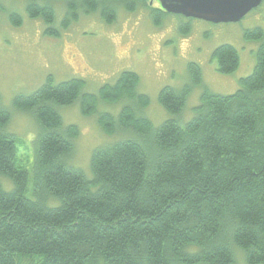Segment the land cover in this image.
<instances>
[{"label":"trees","instance_id":"obj_1","mask_svg":"<svg viewBox=\"0 0 264 264\" xmlns=\"http://www.w3.org/2000/svg\"><path fill=\"white\" fill-rule=\"evenodd\" d=\"M42 1L30 0L26 10L50 24L55 0ZM63 1V27L77 9H99L102 20L112 22L118 3L129 11L144 6L168 14L148 0ZM9 19L21 23L17 14ZM245 36L260 39L263 31L255 27ZM212 54L219 72L238 67L232 45L221 44ZM190 73L200 80L195 66ZM138 82L135 72L122 71L114 84L101 86L100 97L138 99L145 107L148 97L137 94ZM239 83L228 95L204 89L183 123L168 118L152 129L129 106L115 120L103 113V125L132 129L135 138L95 148L90 176L67 162L77 130L63 129L58 111L79 97L82 80L54 83L48 77L14 97V106L37 124L31 178L17 162L14 135L4 130L10 112L0 106V264H236L235 247L247 264H264V42ZM188 90L164 86L158 101L178 115ZM95 96L82 95L85 112L95 107Z\"/></svg>","mask_w":264,"mask_h":264},{"label":"rangeland","instance_id":"obj_2","mask_svg":"<svg viewBox=\"0 0 264 264\" xmlns=\"http://www.w3.org/2000/svg\"><path fill=\"white\" fill-rule=\"evenodd\" d=\"M29 2L0 0V106L10 112L4 130L14 135L17 162L29 172L30 178L31 142L37 124L29 111L14 106L17 95L33 92L48 77L54 83L70 78L83 81L81 96L60 106L58 111L62 128L73 125L77 130L67 162L90 176L89 159L95 148L121 138H135L132 129L103 125L107 123L103 113L115 120L122 108L129 106L136 119H149L152 129L168 118L186 122L192 117L204 89L228 95L240 88L239 79L251 73L256 50L264 42V0L237 22L212 23L171 13L158 16L149 7L129 11L118 3L112 22H104L99 9L89 14L77 9L75 18L66 27L61 24L67 10L63 0L51 1L54 21L50 24L41 17L29 16L26 10ZM146 2L152 7L158 5L155 0ZM9 12L20 16V25L9 21ZM158 17L159 23H155L153 20ZM255 27L262 29L263 37L246 38V31ZM225 43L235 47L239 56L238 67L230 73L217 70L212 54L217 46ZM191 66L199 72L198 82L191 77ZM125 70L138 75L137 94L148 97L147 106L139 104L138 99L125 97L106 102L100 97L101 86L114 84ZM164 86L189 87L185 105L178 115L165 110L158 101V93ZM84 93L96 95L95 107L87 112L83 108ZM31 185L30 180L25 192L27 197L32 196ZM234 256L236 264H247L237 247Z\"/></svg>","mask_w":264,"mask_h":264},{"label":"water","instance_id":"obj_3","mask_svg":"<svg viewBox=\"0 0 264 264\" xmlns=\"http://www.w3.org/2000/svg\"><path fill=\"white\" fill-rule=\"evenodd\" d=\"M167 13L212 23L237 22L262 0H156Z\"/></svg>","mask_w":264,"mask_h":264},{"label":"flooded vegetation","instance_id":"obj_4","mask_svg":"<svg viewBox=\"0 0 264 264\" xmlns=\"http://www.w3.org/2000/svg\"><path fill=\"white\" fill-rule=\"evenodd\" d=\"M9 14H10V15H9ZM12 14H17V13H15V12H9V13H8L9 16H11ZM17 15H18V14H17ZM19 17H20V16H19ZM20 20H21V18H20ZM9 21H10V19H9ZM10 22H11V21H10ZM11 23H12V22H11ZM12 24H13V23H12ZM20 24H21V23H20ZM20 24H18V25H20ZM13 25H15V24H13Z\"/></svg>","mask_w":264,"mask_h":264}]
</instances>
